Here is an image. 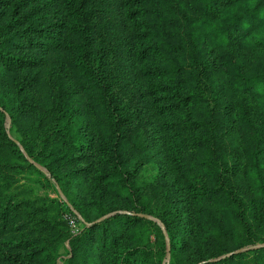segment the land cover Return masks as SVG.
<instances>
[{
  "label": "rangeland",
  "instance_id": "374dc122",
  "mask_svg": "<svg viewBox=\"0 0 264 264\" xmlns=\"http://www.w3.org/2000/svg\"><path fill=\"white\" fill-rule=\"evenodd\" d=\"M237 70L264 0H0V264H264Z\"/></svg>",
  "mask_w": 264,
  "mask_h": 264
},
{
  "label": "trees",
  "instance_id": "16d2710c",
  "mask_svg": "<svg viewBox=\"0 0 264 264\" xmlns=\"http://www.w3.org/2000/svg\"><path fill=\"white\" fill-rule=\"evenodd\" d=\"M230 1V0H228ZM89 23V21H88ZM87 37V35H86ZM90 41H85V44H84V47H85V50L83 51V54H84V57H87L88 56V52H89V44ZM236 75H237V78L239 81H241V86L243 87H247L250 83L254 82L255 80H258V79H261V78H264V71H259L257 72L256 74L254 75H245L244 73H241L240 71L237 70L236 72Z\"/></svg>",
  "mask_w": 264,
  "mask_h": 264
}]
</instances>
